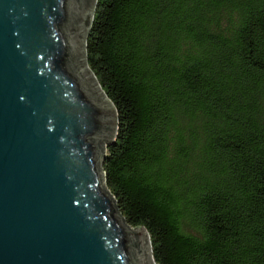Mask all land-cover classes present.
Listing matches in <instances>:
<instances>
[{
  "label": "trees",
  "instance_id": "1",
  "mask_svg": "<svg viewBox=\"0 0 264 264\" xmlns=\"http://www.w3.org/2000/svg\"><path fill=\"white\" fill-rule=\"evenodd\" d=\"M118 115L106 188L156 264H264V0H98Z\"/></svg>",
  "mask_w": 264,
  "mask_h": 264
},
{
  "label": "water",
  "instance_id": "2",
  "mask_svg": "<svg viewBox=\"0 0 264 264\" xmlns=\"http://www.w3.org/2000/svg\"><path fill=\"white\" fill-rule=\"evenodd\" d=\"M97 6L0 0V264H156L106 188L118 115L87 62Z\"/></svg>",
  "mask_w": 264,
  "mask_h": 264
},
{
  "label": "rangeland",
  "instance_id": "3",
  "mask_svg": "<svg viewBox=\"0 0 264 264\" xmlns=\"http://www.w3.org/2000/svg\"><path fill=\"white\" fill-rule=\"evenodd\" d=\"M108 100V99H107ZM112 104V103H111Z\"/></svg>",
  "mask_w": 264,
  "mask_h": 264
}]
</instances>
